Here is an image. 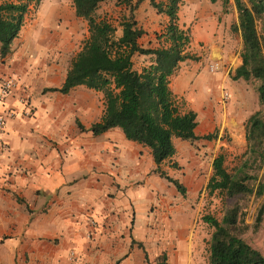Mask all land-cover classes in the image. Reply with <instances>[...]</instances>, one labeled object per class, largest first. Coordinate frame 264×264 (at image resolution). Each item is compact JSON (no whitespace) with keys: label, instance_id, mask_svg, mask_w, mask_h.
Instances as JSON below:
<instances>
[{"label":"crops","instance_id":"obj_1","mask_svg":"<svg viewBox=\"0 0 264 264\" xmlns=\"http://www.w3.org/2000/svg\"><path fill=\"white\" fill-rule=\"evenodd\" d=\"M44 1L28 6L10 54L0 58V84L17 82L0 101V116L15 111L0 131V264H209L192 197H181L154 172L150 149L127 140L118 128L99 136L88 130L104 114L103 93L84 86L67 95L43 93L62 86L71 62L65 68L56 63L76 44L61 4L49 1L44 13ZM158 16L164 21L159 39L139 24L145 34L138 42L145 48L164 43L167 17ZM49 20L62 33L57 47L44 32ZM231 25L213 14L202 18L188 48L198 60L181 62L170 79L180 111L197 115V136L224 129V94L234 98L242 91L243 81L230 79L241 65ZM138 58L147 61L135 65L132 59L140 72L151 59ZM214 63L218 69L211 72ZM19 100L29 103V116ZM177 140L172 139L175 155L160 169L182 182L183 172L200 170L194 157L201 140Z\"/></svg>","mask_w":264,"mask_h":264},{"label":"trees","instance_id":"obj_2","mask_svg":"<svg viewBox=\"0 0 264 264\" xmlns=\"http://www.w3.org/2000/svg\"><path fill=\"white\" fill-rule=\"evenodd\" d=\"M42 0H25L24 3L0 4V58H6L11 45L23 25L28 6L39 5ZM76 17L88 26L89 37L81 50L72 59L64 82L60 88H46V92L67 95L77 86L102 92L104 114L99 122L88 129L99 136L118 128L124 137L150 149L161 178L184 195L185 187L176 179L161 171L160 165L175 153L173 138L194 143L198 140L217 138L218 130L197 136V115L193 111L181 112L169 88L171 77L179 64L186 60L196 61L189 54L191 42L189 30L179 25L178 11L182 0H148L157 14L168 19L164 43L158 48H145L139 39L145 34L136 19L143 0H119L123 14L119 18L121 35L115 39L116 28L106 20L98 19L96 12L108 0H71ZM221 1L226 5L229 0ZM237 11V23L230 29L240 33L242 49L239 54L241 65L230 79L233 81L256 82L257 100L264 108V41L256 29V22L264 17V0H233ZM148 56L150 64L140 72L133 69L132 58ZM80 130L84 128L77 122ZM247 159L233 174L224 167L222 154L212 161V176L206 190L219 192L233 204L219 222L205 215L203 223L213 228L209 242V264H264V253L252 247L241 237L245 226H241L242 201L249 197H264V182L254 184L253 171L264 163V117L254 113L245 126ZM174 168L176 163L172 165ZM264 214V206L258 210L255 227L258 228Z\"/></svg>","mask_w":264,"mask_h":264},{"label":"rangeland","instance_id":"obj_3","mask_svg":"<svg viewBox=\"0 0 264 264\" xmlns=\"http://www.w3.org/2000/svg\"><path fill=\"white\" fill-rule=\"evenodd\" d=\"M49 1L61 4L63 11L66 13L68 24L72 29L73 39V32L76 33L74 39L76 40V44L72 47L71 52L66 54V56L60 60V63H56L65 68L88 39V26L83 19L76 17L71 0H45L42 8L44 13L50 8ZM142 2H144V4L141 6V12L138 13L137 11L138 15L141 17L138 23L150 30L151 32L149 33L152 37L159 39L161 36L158 35H161L162 32L159 28L163 27L164 21L158 16L156 10L151 7L148 0H143ZM123 12V6L119 4V0H108L102 3L96 12V17H98V19L106 20L116 28L114 34L115 39L121 35L119 18L122 16ZM212 14L218 22H221V20L225 18L228 19V22H231L232 25L237 23V11L233 0H229L226 5H223L221 1L211 3L210 0H182L178 11L179 25L182 29L189 30L191 37L193 27H195L202 18L208 15L211 17ZM48 24L49 26H46L48 29L46 30L45 28L44 32H46V34L48 33L50 39H54V44L57 47L58 42H61L60 37L62 33L58 30V25L52 27L50 20ZM59 26L61 27V23H59ZM152 29L156 30L153 31ZM256 29L262 41H264V17L256 22ZM229 32L231 33L233 48L240 54L242 49L240 33H233L230 28ZM144 40H146V38H144ZM51 43L52 42H49V45ZM59 51L61 50L59 49ZM138 57L137 55L132 58L135 65H141L147 62L146 60L142 61L141 58ZM256 87V82L247 83L243 81L241 83L242 91L238 93V96L230 98L228 95L224 94L223 104L226 108L222 111L225 119L224 129L221 131L218 130L217 138L201 140L195 147L194 158L195 160H200V170L197 172L193 169L192 171L183 172V174L180 175L182 180L180 183L185 187L186 191L184 195H179L181 197H192L190 205L197 214V224H199L200 231L204 236L202 238L203 258L209 256V242L214 230L203 223L202 217L209 215L220 222L224 212L233 204L232 200H229L219 192L209 193L206 190V185L212 176V159L222 154L224 156V167L230 174H233L247 159V143L245 140L246 123L256 112H259L264 117V108L259 105L257 100ZM177 141L181 143L180 140ZM175 168L177 169V167ZM252 173L256 176L254 184L264 182V163L259 169H255ZM262 206H264V197L256 198L252 196L242 201L240 223L242 227H246H243L244 229L241 237L252 247L264 253V214L258 228L255 227L258 210Z\"/></svg>","mask_w":264,"mask_h":264},{"label":"built area","instance_id":"obj_4","mask_svg":"<svg viewBox=\"0 0 264 264\" xmlns=\"http://www.w3.org/2000/svg\"><path fill=\"white\" fill-rule=\"evenodd\" d=\"M218 69V64L214 63L210 65L209 70L211 72H214ZM17 88V82L15 79H5L0 84V101L5 99V97L13 90ZM19 102L24 106V112L23 114L25 116L30 115V109H29V103L27 101L19 100ZM15 116V111H8L5 116H0V131L4 128L6 119L13 118ZM4 149L3 143L1 142L0 138V152ZM71 257H74V253H71Z\"/></svg>","mask_w":264,"mask_h":264}]
</instances>
